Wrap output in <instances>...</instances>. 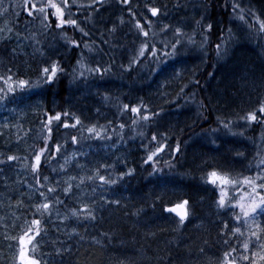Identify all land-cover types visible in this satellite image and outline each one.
<instances>
[{"label": "trees", "instance_id": "obj_1", "mask_svg": "<svg viewBox=\"0 0 264 264\" xmlns=\"http://www.w3.org/2000/svg\"><path fill=\"white\" fill-rule=\"evenodd\" d=\"M191 1L193 0H174V4L169 2L168 7L179 6V3L182 6ZM199 1L200 11L190 22L198 27L203 38L202 41L195 42L190 36L184 35V32L175 33L171 24L164 28L150 18L151 16L148 19L142 16L140 7L133 0H129L127 5L123 4L122 0H114V7L120 9L123 17L121 21L110 23L102 13L104 9L109 8L106 6L110 3L108 0H98V8L86 0H69L73 14L69 17L66 8L65 19L77 20L79 27L71 24L59 25L58 20L52 15L54 9L51 8L48 9L47 24L42 25L43 17L38 12L33 10V14L29 15L25 10V0H0L2 12L0 20L12 26L9 37L0 39V76L5 78L11 76L12 80L22 78L32 82L39 81L43 75L42 68L52 62H56L61 70L53 81L45 79L31 88H17L15 92L8 89L7 80L0 81V193L12 195L14 198L12 209L20 219L17 228L14 226L16 230L12 245L16 253L13 263L21 262L18 259V237L31 226V220L37 218L40 220L41 231L33 238L34 250L31 244L28 245V254L34 255L40 264H61L58 258L66 252L56 256L57 253L54 251L63 246L70 237H75L78 244L66 254H71L74 259L76 255L79 259L91 257L92 252L97 253L103 248L101 246L103 241L95 245L91 244V238H88L92 236L88 227L93 226L91 220L93 221L94 214L118 207V203L115 206L114 201L119 202L122 199V203H125L121 204L116 213L125 215L131 213L129 217L133 221L137 217L136 222L142 219L146 221L145 224L150 223L148 226L158 225L161 222L156 220L160 216L172 215L173 218L167 220L168 223H174L171 229L176 237L185 234L193 236L194 240L202 239L207 242L211 240L213 249L217 251V264H222L225 259L223 253L230 248H236L237 252H240L239 246L245 239L249 240L250 250L258 249L259 246L248 234L249 232L261 234L252 225L264 229V215H256L250 219L251 226L247 232L234 233L232 230L234 223L239 222L234 217L240 215L239 205L235 201H248L249 197L245 193H251V189L243 183L242 178L253 176L258 171V161L264 160V123L241 119V122L251 129L245 131L239 122L231 120L229 125L231 131H228L218 121L225 120L226 118L221 116H228L230 114L228 109L231 108V103L226 106L221 99L222 93L228 89L247 87L243 83L249 78L252 79L255 70L264 68V30L259 27V21L264 20V0ZM41 2L47 3L48 0H37L38 4ZM56 2L60 3V0ZM233 5H237L238 8L234 10ZM28 6H31L30 3ZM129 7L135 16L128 12ZM185 7L190 6L186 4ZM254 16L256 19H253ZM95 19L96 22H93ZM136 19H141L149 33L147 39L155 42L157 53L148 55L146 50L144 56L138 57L139 46L145 40L135 26ZM148 20L152 21L151 25L148 24ZM206 23H212V29H205L203 24ZM127 24L133 30L139 44L135 53L123 62L119 60L123 50L122 44L113 38L114 34L117 35V32ZM81 28L84 29L83 32L80 31ZM71 39L80 43L71 45L69 43ZM177 39L181 41L183 47L179 48L180 45H177L178 54L165 58L163 46L174 44ZM217 44L220 45L219 49L216 48ZM188 50L202 53L204 62L176 82L171 94L168 92V96L156 101L151 93L156 79L172 63L178 61L181 63L189 59L184 56ZM246 53H251L252 56L246 57ZM18 56L28 61L26 63L18 61L16 60ZM6 57L13 59L12 61L18 63L20 67L15 70L6 67ZM133 59L137 62L131 67H125ZM97 64L101 67L108 66V71L102 75L91 71ZM185 65L190 67L189 62ZM219 69L230 70L231 75L222 77L223 74L220 73L217 77L216 72ZM135 77L145 78L139 82H130ZM252 80L247 84L253 82L250 85L252 86L256 83ZM262 80L264 81V77ZM236 99L232 101L234 105ZM261 102H264V96L255 109L258 110ZM125 104L129 105V108H124ZM86 105L91 106L90 110L83 113L82 109L84 110ZM133 105L138 106L140 111L133 112L131 110ZM189 107L203 110L205 114L214 118L213 123L193 122L194 128L183 136L165 133L166 117L171 115L168 112ZM224 107L228 109L217 115L216 111ZM93 109H97L96 115L101 117L91 118ZM234 110L235 107L232 108V113ZM144 111L149 113L147 119L144 118ZM55 112L62 115L59 121L53 119L48 125L52 128L49 134L43 128L48 124L47 116L49 114L54 116ZM76 117H79V123H75ZM65 119L69 121L68 127L63 125ZM91 125H95L96 130L103 127L104 131L100 137L87 131ZM213 128L215 132L224 129V135H230L233 139L239 138L243 145L244 141H248L247 143L253 145V150L242 153L245 159L239 168L215 167L218 171L227 173L230 180L237 181L234 186L231 184L224 186L225 202L220 206L222 210L228 211L230 219L209 220L201 226L188 229L186 224L192 213L210 210V205L216 198L219 205L220 186L206 179V174L213 168L206 172L204 179V186L210 192L194 189L185 192V196H181L179 200L174 201V198L170 200L169 204L184 199L189 201V216L182 224L174 212L164 210L167 204L164 203L163 195L159 194L161 198L159 195H153L154 198L149 201L140 200L139 195L131 191L130 184L136 174L141 172L144 183L168 180L173 184L185 186L202 171L200 168L207 165L204 162L196 169H183L185 158L193 160L187 154L189 151L187 145L198 134L200 139L211 141ZM153 133L156 134L155 140L152 139ZM244 135H247V138ZM45 136L49 137L46 142ZM71 136L77 137L75 143L71 141ZM45 143L46 153L42 154L39 168L33 170L32 158L36 151L45 147ZM56 143H60V150L55 156H51L50 152ZM160 143L165 147L154 157L156 165L153 166L151 162L144 163L147 153L153 151ZM211 143L214 144V141ZM177 144L178 151L175 150ZM131 152L134 154L133 158ZM9 156L14 159H7ZM197 164L200 165L199 162ZM129 167L134 169L133 173L117 178L118 173L126 172ZM100 175L105 176V182L97 178ZM108 179H114L116 182L108 184L106 183ZM262 182L264 181H257ZM69 185V191L64 192L63 188ZM49 187L52 191H49ZM45 199L52 203L48 210L37 215L34 206L43 203ZM138 201L144 202L141 204L144 206V213L137 211L136 208L140 206L136 203ZM82 204H87L88 209L81 208ZM72 209H77L79 214H73ZM88 210H92V217L86 215ZM134 210L136 217L133 216ZM58 212H66L68 215L64 214V219H60L59 215L57 216ZM145 213L149 215L144 217ZM87 221L88 224L85 225ZM241 221L243 222V217ZM49 250L54 253L52 257H48ZM132 253L133 260L140 263L146 260L141 253H136L135 250ZM121 256L125 257L128 254L124 253ZM104 261L112 262L113 259L108 257Z\"/></svg>", "mask_w": 264, "mask_h": 264}, {"label": "bare ground", "instance_id": "obj_2", "mask_svg": "<svg viewBox=\"0 0 264 264\" xmlns=\"http://www.w3.org/2000/svg\"><path fill=\"white\" fill-rule=\"evenodd\" d=\"M193 5V3H192ZM140 7V6H139ZM141 9V15L144 16L143 10ZM120 9L114 7L113 10L108 8V10L104 9L102 13L106 16V21L111 22V19H114L111 11L119 12ZM188 12V11H187ZM120 17H123V13L120 11ZM113 17V18H112ZM145 17V16H144ZM173 19V20H172ZM178 18H175L173 15L171 20H169L166 25L171 24L172 26L177 24ZM186 20H180V22H184ZM159 26L162 27L161 21H156ZM190 22V21H189ZM188 21L184 22L185 27L181 29V32H185L187 36H190L193 41L200 42L202 41L203 34L195 26L193 23H189ZM164 24V25H165ZM174 28V27H173ZM175 29V28H174ZM113 40L119 41L122 44L123 50L121 52L120 61L125 62L127 57L133 55L136 51V48L139 44L138 39L134 36V32L131 27L127 24L120 31L117 32V35L114 34ZM109 44H115L114 42H108ZM107 53V52H106ZM253 54V52H252ZM251 53H246V57H251ZM186 58H189L185 61L189 62L190 67L188 70H184L182 78L187 76L193 69L197 68L202 62H204V55L196 50H188L184 53ZM255 56V55H254ZM249 57V58H250ZM253 58V57H252ZM13 59L7 58L5 60L6 67L15 70L20 67V65L16 62L12 61ZM16 60L26 63L28 60H23L21 56H18ZM198 63L196 64V61ZM241 66V65H240ZM239 66V67H240ZM20 72V71H19ZM222 73L224 77L230 76V70L219 69L216 72V76L219 77V74ZM264 77V68H259L254 71V75L252 79L256 82L252 86L250 83L247 87L241 89H228L222 93L221 99L225 102L226 106L231 103V108L224 107L218 109L216 111L217 115L225 112L227 109L230 114L224 120L225 124L229 121L239 122L242 129L245 131H250V127L241 122V117H244L248 111H251L256 108L258 102L261 100V97L264 96V81L262 80ZM145 77H135L130 82H139ZM181 78V79H182ZM249 81L251 78L248 79ZM250 86V87H249ZM237 98V99H236ZM234 99L235 105L232 102ZM235 107L234 112L232 113V108ZM171 114L167 123L164 127L165 133H169L172 136H176L181 134V136L186 135L187 132L194 128V123H205L211 124L213 123L214 118L205 114L203 110L196 108V111H191L190 108H186L185 110L180 108L174 111L168 112ZM172 116L180 117V121L176 122L172 119ZM167 117V118H168ZM192 124V126H191ZM196 125V124H195ZM184 126V127H182ZM211 131V135L213 136L212 140L209 139H200V135L198 134L192 142L188 143L187 154L190 155L193 160L185 158L183 162V169H196L203 165L204 162L207 163L206 166L200 168L201 172L197 173L190 182H187L185 186L180 185V189L177 192L180 196L184 197L185 192H190V190H202L205 192H210L209 189L206 190L204 179L205 174L211 168L218 167L220 169H229V168H239L243 165V160L245 159L242 153H246L247 150H253V145L251 143H247L244 141L245 145L243 148V144L239 138L233 139L230 135H224V129L217 130L219 132ZM247 138V135H244ZM210 141V142H209ZM214 141V144L211 142ZM130 155L133 158V153ZM197 162L200 163L198 166ZM118 164V163H116ZM181 164V163H180ZM179 180V179H178ZM165 181V180H163ZM163 181L156 183L151 181V183H144L143 174L137 173L135 178L132 179L130 187L132 192H136L140 200L146 199L149 201L154 198L153 195H159L158 192H166V190L159 189L157 187L158 184H161ZM172 182V181H170ZM161 190V191H160ZM23 193H19L22 195ZM187 196V194H186ZM207 196V195H206ZM170 199H163L165 204H169L170 200L174 198V201L179 200L176 195H170ZM206 198V197H205ZM210 199V194L208 195ZM123 199L118 202V207H114L106 212L95 213L93 221L91 220L93 226L91 228L92 236H95L98 239H102L104 248H101L99 252H92L90 258H81L79 259L78 255H76V259L73 258L71 254H66L71 252V250L78 244V240L74 239L75 237L68 238L63 246L65 248L66 253L59 257L61 264H217L218 256L217 251L213 249L212 241H204L202 239L194 240L193 236H188L182 234L180 237H176L172 232V227L174 226L173 222L168 223L167 216L162 215L156 221H160L161 223L158 225H150L145 224L146 221L138 220L136 217L135 221L131 217H126L125 214L116 213V210L120 208L121 204H124ZM144 203V202H142ZM202 204V203H201ZM141 206V205H140ZM140 213V212H139ZM149 215L145 213L144 217ZM230 219L229 216L224 218V220ZM95 221V223H93ZM110 222V223H109ZM109 223V225H108ZM108 225V226H106ZM106 226V227H105ZM233 227V225L231 226ZM141 231V233H140ZM195 232V231H194ZM108 235V239L105 235ZM104 235V236H103ZM195 235V234H193ZM88 237V235H86ZM88 238H95V237ZM197 236V235H195ZM74 244V245H73ZM167 247V248H166ZM100 248V247H99ZM132 249L136 251V253H141L146 257L145 261L142 263L137 262L134 259V254L132 253ZM221 249V248H220ZM98 251V250H96ZM128 254V256H121L123 254ZM113 256V258L111 257ZM108 257L113 259L112 262L104 261ZM131 258V259H130Z\"/></svg>", "mask_w": 264, "mask_h": 264}, {"label": "snow or ice", "instance_id": "obj_3", "mask_svg": "<svg viewBox=\"0 0 264 264\" xmlns=\"http://www.w3.org/2000/svg\"><path fill=\"white\" fill-rule=\"evenodd\" d=\"M30 3V7L28 6V4ZM89 3L95 7H99V3L98 0H89ZM122 3L127 5L129 4V0H122ZM227 6V5H225ZM54 9V11L52 12V15L54 18H56L58 20V24L59 25H65V24H71L74 26L79 27V25L77 24V20L75 19H65V9H68V15L69 17H71V15L73 14L71 12V6L69 5V0H60V3H57L56 0H48L47 3H37V0H25V10L29 13V15L33 14V10H35L36 12H38L42 17V25H46L48 22V9ZM238 8L237 5H233V9L236 10ZM128 12L132 14V16H135V13L132 12V8L129 7ZM148 11H150V13L153 16H156L159 12L160 9L159 7H153L151 5L148 6ZM253 19H256V17L254 16ZM152 21L148 20V24L151 25ZM197 23H201V21H197ZM135 26L136 28L142 33L143 38L145 40L144 43H141L138 49V57L140 56H144L146 54V50H147V54L148 55H152L154 53L158 52V49L156 47L155 42H150L148 41V36L149 33L147 31V29L144 27V25L141 22V19H136L135 20ZM168 25H164V28H167ZM203 27L205 29H212L213 24L212 23H206L203 24ZM259 27L260 29L264 30V20L259 21ZM113 30H115V25H113ZM81 32L84 31L83 28L80 29ZM181 28L177 27L175 28V33H181ZM223 35V33L221 34ZM67 38V37H66ZM190 39V38H189ZM69 43L71 45H78L80 43V41H77L75 39H71L69 40ZM177 45H180L181 47H183V45L181 44V41L179 39L176 40V43L174 44H165L163 46V54L165 56V58H167L168 56H175L177 55ZM85 46L87 47V42H85ZM216 48L219 49L220 45L217 44ZM169 49H171L169 51ZM136 59H133L130 61L129 65H126L125 67H131L132 64L136 63ZM79 63V62H78ZM159 63V62H158ZM83 67V65H82ZM58 71H61L58 68V65L56 62H52L50 65L48 66H44L42 68V77L40 78L39 81H28L25 79H18V80H12L11 76L5 78L4 76H0V81H4L7 80L8 82V89L12 92H15L17 90V88L19 89H25V88H31L34 85L38 84V83H42L44 82V80L46 79L47 81H53L58 73ZM91 71L93 72H98L101 75L108 71V66H104L101 67L99 64H97L95 66V68L91 69ZM83 74V73H81ZM124 108H129V105L125 104ZM144 108H147V105L144 106ZM131 110L133 112H138L140 111V108L136 105L131 106ZM62 113L60 112H55L54 116L49 114L47 116V121L48 124L44 125L43 130H46L49 134L52 132V128L49 127L48 125L51 124L53 119H56L57 121L60 120ZM149 116V113L147 111H144V118L147 119ZM240 119H243L245 121H257L260 123H264V102H261L258 105V110L257 109H253L251 111H248L246 113V115L244 117H241ZM79 117L75 118V123H79ZM219 124L222 125L226 130L231 131V128L229 127V125L231 124V121H229L228 124H225L223 119H219ZM63 125L65 127L69 126V121L67 119H65L63 121ZM87 131L89 133H94L97 137L101 136V132L104 131L103 127H101L100 130H96V126L95 125H91L88 126ZM48 136L44 137L45 142L48 140ZM156 138V134L153 133L152 135V139L155 140ZM71 141L73 143H75L77 141V137L76 136H71L70 137ZM60 143H56L53 146V149L50 152L51 156H55L57 154V152L60 150ZM165 147V145L163 143H160L158 147H156L153 151L147 153V158L146 160H144V163H148L151 162L153 166L156 165V160L154 159V157L156 156L157 153H160L161 150ZM46 149H47V143H45V147L40 148L38 151L35 152L33 158H32V163H31V167L33 170H36L39 168L40 163H41V159H42V154L46 153ZM175 150L178 151L179 150V144H177L175 146ZM7 159L12 160L14 159V157L9 156L7 157ZM67 159V158H65ZM61 167H63V165H61ZM258 171L251 177L249 176H245L243 177V183L245 185H247L250 189H251V193H245L246 196L249 197V203H247V205L240 203L239 201H235V203L237 205H239L240 208V215H236L234 217V219L236 221H241V217H243V223H247L250 219H252L253 217H255L256 215H264V182L262 183H257V181H264V160H260L258 161ZM155 170V168H154ZM134 172V169L129 167L127 168L126 172H120L117 174V178L119 177H123L126 174H131ZM100 181L105 182V176L100 175L97 177ZM45 179H47V177H45ZM81 179H83V177H81ZM91 179V178H89ZM206 179L208 182L220 186V195H219V205L223 206L224 202H225V189L224 186L227 184H231V185H236L237 181L235 180H230L227 173H222L220 171H218L217 169L213 168L211 169L207 174H206ZM116 182V180L114 179H108L106 181V183L108 184H114ZM70 188V185L68 187L63 188L64 192H68ZM257 189H259L260 191L258 192ZM49 191H52L51 187H49ZM43 195V194H42ZM52 202L45 199L43 201V203L40 204H36L34 207L36 209V213L37 215H39L42 211L44 210H48L49 206ZM118 203V202H117ZM189 201L187 199L181 200L178 203H174V204H167L164 206V210L167 212H174L178 218H179V223H183L184 220L189 216ZM81 208L84 209H88V205L87 204H82L80 206ZM73 214L78 215V210L77 209H72L71 210ZM86 215L89 217H92L93 213L92 210H88L86 212ZM60 219H64L63 216L60 217ZM226 223V222H225ZM40 220L37 219H32L31 220V226L27 227V229L25 231L22 232V234L18 237L19 239V255H18V259L21 261V264H40V261L38 259L35 258L34 255H29V247L28 245L31 244L33 250L35 248V244H34V240L33 238L41 231L40 227ZM253 228H257L258 231L261 233L260 235L257 234V232H249V237L252 238V240L255 242L256 245H258V249L257 250H250V246H249V240L245 239L243 243L240 244V252H237L236 248H230L229 251L224 252L223 256H224V260L222 261V264H242V262H248V264H264V229L259 228L257 225H252ZM221 231H223V229H221ZM234 233H241V229L240 228H234L232 230ZM245 253H249V254H245Z\"/></svg>", "mask_w": 264, "mask_h": 264}, {"label": "rangeland", "instance_id": "obj_4", "mask_svg": "<svg viewBox=\"0 0 264 264\" xmlns=\"http://www.w3.org/2000/svg\"><path fill=\"white\" fill-rule=\"evenodd\" d=\"M86 1H89V0H86ZM133 1H134V3H136L138 6H140L142 8L143 14L147 19L151 16L150 18H152L158 22L161 21L162 27H164V24L167 23L169 20H171L172 16L176 13V15H174V16H175V18H178L179 21L176 20L177 24L176 25L174 24L173 27L174 28L179 27V28L183 29L185 27L184 22H186V21L189 22L191 20V18L197 16V14L200 11V6L198 5L200 2L199 0H193L190 3H186L190 6L189 8L185 7L186 4H183L181 6L180 3H179V6H176V7H173V6L168 7L169 6L168 3L169 2L173 3L174 0H133ZM108 2H110V3L106 6L109 7L111 10H113L114 4H115L114 0H108ZM192 3H193V5H192ZM149 5H151L153 7H159L160 12L156 16H153L150 13V11H148ZM187 8H188V12L186 11ZM111 13L113 14V17H115L114 19H111V22H113V21L118 22V20L121 21L122 18L120 17V15H121L120 10H119V12H114V13H113V11H111ZM0 14L2 15L1 10H0ZM185 15H189V16L186 18V17H184ZM96 17L97 16H95V18ZM96 20L97 19H95L93 22H96ZM180 20L181 21L186 20V21L180 22ZM11 27L12 26L8 22L5 23L2 20H0V39H6L9 37V33L12 30ZM179 48H181V46ZM179 59H181V58L179 57ZM181 63H180V61L172 63L170 66H168L167 70H165L159 76V78L156 79V81L154 83L153 91L151 92L153 97L156 99V101L161 100L164 96H166L168 94V92H169V94H171V92L175 88L174 84L176 82H178L179 80H181L184 70H188V66L185 65V63H187V61H183ZM197 63H198V60L196 61V64ZM248 81L249 80L245 81L243 83V85L248 86V84H247ZM72 106H73V104L71 105V107ZM90 107H91L90 105L84 106V110L82 109V112L87 113L90 110ZM189 108L191 109V111L196 110V108H194V107H189ZM97 112H98L97 109H93V116L90 115V117L91 118L101 117L100 115H96ZM169 118L170 117H168V118L166 117V120H168ZM172 119L175 120L176 122L180 121V117L178 118V117L172 116ZM182 127H184V126H182ZM243 148H244V145H243ZM157 187L159 189L166 190V192H158L159 194L164 196L165 200L170 199V197H169L170 195H176L177 198L181 197L179 194H177V192L180 189V186L178 184L176 185V184H173V182L165 180L161 184H158ZM159 197H160V195H159ZM0 198H1L0 199V263L1 264H13L12 260L14 258L15 247H14V245H12V241L14 238V230H16V229H14V226L17 228L20 219L17 216V214L14 212V210L12 209L13 202H14V198L12 197V195L0 193ZM216 202H217V198L212 201V204L210 205V210H208L204 213H201L199 211H196L194 214L192 213V216L187 221L186 228L194 229L196 226H201L209 220L216 221L219 218L223 219V218H227L228 216H230L228 214V211L222 210L220 205H218V203H216ZM242 202L243 201H241L240 203H242ZM136 203H138L139 205L142 204L141 201H138ZM247 203H249V200L243 202L242 204L247 205ZM114 205L115 206L117 205V201H114ZM143 208H144V206H139L136 209H137V211L144 213L145 211L143 210ZM60 214H62V215H60ZM64 214L68 215L66 212H62V213L58 212L57 216L59 215L58 218H60V216L64 217ZM130 215H131V213H127L126 217H129ZM133 216L134 217L137 216L136 210H134ZM167 218L172 219L173 216L170 215ZM240 222H242V221L234 223L233 228H240L241 232H247L251 226L250 220L247 223L242 222L241 224H239ZM86 223L88 224V221L85 222V225H86ZM50 225L53 226L52 224H50ZM88 228H89V232H90L92 225H90ZM108 235L109 234L105 235L107 237V239H108ZM92 237H95V236H92ZM99 242H102V239H98L96 237L91 238V244L97 245V244H99ZM64 251H65L64 246H61L58 249H56L54 252L57 253V254H55L56 256H59V254L64 252ZM48 252H49L48 257H52V255L54 254L53 251L49 250Z\"/></svg>", "mask_w": 264, "mask_h": 264}]
</instances>
